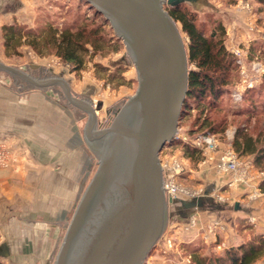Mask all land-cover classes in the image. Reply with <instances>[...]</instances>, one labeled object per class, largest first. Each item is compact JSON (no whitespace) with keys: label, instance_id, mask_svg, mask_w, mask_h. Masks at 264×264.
Here are the masks:
<instances>
[{"label":"water","instance_id":"1","mask_svg":"<svg viewBox=\"0 0 264 264\" xmlns=\"http://www.w3.org/2000/svg\"><path fill=\"white\" fill-rule=\"evenodd\" d=\"M103 17L126 50L137 88L111 122L97 128L93 105L61 77H34L0 62V72L34 88L58 87L86 115L97 159L52 264H143L162 236L168 208L159 155L175 142L187 93L188 61L180 29L166 11L197 0H82ZM237 205H235V209ZM6 255L7 249L0 248Z\"/></svg>","mask_w":264,"mask_h":264},{"label":"rangeland","instance_id":"2","mask_svg":"<svg viewBox=\"0 0 264 264\" xmlns=\"http://www.w3.org/2000/svg\"><path fill=\"white\" fill-rule=\"evenodd\" d=\"M245 1L250 5L256 24L258 26L264 24V4L259 3V0H205L204 4L197 8L189 3H184V6L196 13L198 23L201 22L204 25L205 36L215 27L216 22L222 25L225 33V49L228 51L230 46L235 45L246 52L245 61L250 76L252 64L264 61V56L261 54L264 52V40L259 39L258 34L249 32L245 26L247 13L240 7L241 2L245 3ZM5 7L7 8L6 23L17 24L25 32L26 30L36 31L46 24L65 29L82 23H102V17L94 15L93 10L82 0H7ZM260 15L262 17L258 18ZM103 28L105 37L113 43H118L116 51L109 50L102 57L99 54L90 59L86 57L83 69L80 71H72L71 66L53 53L44 50L39 55L24 44L13 53L11 50L6 52L0 42V62L20 68L37 78L61 77L68 83L74 96L93 105L97 128H104L109 125L116 111L134 94L137 81L134 68L128 64L123 44L117 40L108 24ZM180 34L186 47V36L181 32ZM188 68L190 70L192 66L188 64ZM261 75L259 79L261 82L253 88L255 92L249 98L246 91L250 89H244L245 79L237 68L236 75L232 77L229 94L217 99L216 106L209 108L201 105L198 109L193 106L189 114L181 118L177 133L182 138H186V142L174 143L171 147L164 148L159 155V160L170 156L183 158L188 162L190 171L178 178L180 184L191 190L201 189L199 185L204 186L205 189L206 186L213 187L214 181L220 177L213 170L209 172V177L206 176L207 171H202L204 177L194 175L201 169L206 170L205 167L199 166L200 154L192 144V140L198 135L212 134L221 147L227 144L232 147L233 138L238 131L248 132L254 136L264 133V127H262L264 112L260 107V103L264 102V76ZM0 76L11 80V77L5 73H0ZM50 92L59 104L68 107L72 113V129L79 133L82 147L86 150L91 164L89 181L96 169L97 159L89 135L85 133L86 115L68 104L60 88L52 87ZM236 92L241 93L242 97L235 101L233 94ZM202 106H204L203 109ZM252 108L255 112L248 114ZM205 118H208L211 124L209 127L201 128ZM209 128H213L211 129L213 131ZM231 133L232 138L228 140L227 135ZM247 157L250 156H244L243 159ZM255 169L258 172H264V166L255 167ZM225 189L227 187L221 190L223 196H226L228 192ZM214 198L217 203L229 204V209L220 212L196 211L185 215L179 204L170 206L166 228L143 264H188L193 249L220 256L229 248L249 243L258 235L264 236L258 228L257 219L232 209V198L223 202L218 201L217 197ZM192 219H195L196 225L186 229ZM168 240H170L169 245ZM261 259L264 260V256L254 264H264Z\"/></svg>","mask_w":264,"mask_h":264},{"label":"crops","instance_id":"3","mask_svg":"<svg viewBox=\"0 0 264 264\" xmlns=\"http://www.w3.org/2000/svg\"><path fill=\"white\" fill-rule=\"evenodd\" d=\"M6 1L0 0V42L1 27L7 24ZM204 1L189 4L197 8ZM261 54L264 56V52ZM259 62L264 69V61ZM51 89L0 76V141L16 158L11 168L0 169V248L7 249L6 255L0 254V264H52L80 192L88 182L91 164L79 133L72 129V113L58 103ZM204 169L194 175L204 177L202 171H207L209 177L211 169ZM229 180L220 176L213 187L199 185L204 195L183 207L182 212L228 210L229 204L217 203L214 197L218 194L225 197L223 201L233 199L235 212L257 219L264 234V197L249 201V194L264 192L254 181L227 187ZM224 187L226 196L221 195Z\"/></svg>","mask_w":264,"mask_h":264},{"label":"trees","instance_id":"4","mask_svg":"<svg viewBox=\"0 0 264 264\" xmlns=\"http://www.w3.org/2000/svg\"><path fill=\"white\" fill-rule=\"evenodd\" d=\"M259 3L264 4V0H259ZM165 9L180 32L186 36L187 61L192 66L188 72L182 118L189 114L193 106L197 109L201 105L209 108L216 106L217 99L229 94L232 77L236 75L238 67L234 56L225 49V33L219 22H216L215 27L205 36L204 25L198 23L196 13L184 6V3ZM94 15L98 14L94 12ZM104 25L107 23L103 17L101 24L89 22L71 25L65 29L46 24L36 31L26 30V32L17 24H5L1 27L2 45L6 52L11 50L13 53L23 44L39 55L46 50L71 66L72 71H80L83 69L86 57L90 59L97 54L102 57L109 50L116 51L118 43H113L105 37ZM246 92L251 98L255 91L250 89ZM260 107L264 112V102L260 103ZM254 112L255 109L252 108L248 114ZM210 124L208 118H205L201 128L209 127ZM211 129L213 128H209L213 131ZM232 148L238 156L252 157L255 167L264 166V133L254 136L248 132L238 131L233 138ZM259 188L264 192V180L260 182ZM262 256H264V236L258 235L249 243L225 250L220 256L193 249L188 264H254Z\"/></svg>","mask_w":264,"mask_h":264},{"label":"built area","instance_id":"5","mask_svg":"<svg viewBox=\"0 0 264 264\" xmlns=\"http://www.w3.org/2000/svg\"><path fill=\"white\" fill-rule=\"evenodd\" d=\"M241 10L247 13L245 26L249 32L258 34L257 37L264 40V24L258 26L254 16H252L250 5L245 1L241 2ZM251 13V15H250ZM229 53H231L234 58L239 72L243 76L244 89H253L257 84L260 83V75L264 73V69L260 65V62H255L250 67V76L245 61L246 52L232 45L228 48ZM257 75V76H256ZM259 75V76H258ZM242 95L239 92L233 94V99L236 101L241 99ZM178 129V128H177ZM228 140H231L232 133L228 134ZM175 142L177 144H184L186 138H182L176 132ZM193 148L196 149L200 154L199 166L209 167L219 176H228L230 178L229 182L226 184L227 187L231 185H246L250 182H256L257 186L259 181L264 180V172L256 171L253 160L250 157L244 158L238 156L230 144L225 147H221L218 140L212 134H201L192 140ZM171 147V146H170ZM16 158L4 142L0 141V169L11 168L15 163ZM160 166L162 170V188L164 195L167 199L175 201H189L192 199H198L204 195L203 189L191 190L183 186L178 182V178L181 175H185L187 171H190L189 164L183 158L177 157H165L160 160ZM256 186V189L258 187ZM218 200L223 201L218 194H215ZM264 197V193L256 190L252 194H249V201L254 202L259 198ZM195 219H192L186 226V229L194 227ZM168 245L170 240L167 241Z\"/></svg>","mask_w":264,"mask_h":264}]
</instances>
